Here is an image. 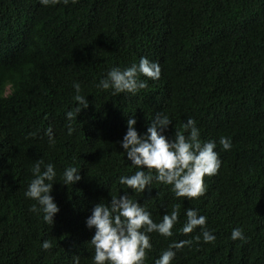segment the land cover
Masks as SVG:
<instances>
[{"label": "trees", "instance_id": "1", "mask_svg": "<svg viewBox=\"0 0 264 264\" xmlns=\"http://www.w3.org/2000/svg\"><path fill=\"white\" fill-rule=\"evenodd\" d=\"M139 22L146 25L145 31ZM75 31L84 35L65 44ZM93 48L121 69L138 63L141 56L158 62L164 72L163 96L156 89L158 81L138 91L154 94L155 100L81 86V94L95 102L94 113L88 119L90 110L84 109L72 121L79 160L63 158L57 143L49 146L45 129L52 128L56 114H65L75 104L72 83L81 84V79L75 60L69 65L68 60ZM86 66L98 83L106 70ZM90 75L87 79L96 78ZM179 75H194L193 89L184 86L189 78L177 81ZM199 94L203 96L196 97ZM156 113L169 116L168 131H184L191 117L203 136L217 142L214 150L221 165L214 176L204 177L203 196L177 198L170 185L162 184L151 195L137 194L118 183L121 174L136 171L118 143L127 117L136 114L149 123ZM0 122V248L6 252L0 264H17L11 258L33 261L25 264H72L74 255L80 264H92L94 249L82 226L85 217L94 203L108 204L121 189L156 222L177 205L178 230L188 208L207 217L206 226L216 240H193L191 246L176 250L172 264H264V145L259 160L253 147L264 140V0H70L54 6L39 0H0ZM68 123L64 116L56 126L67 130ZM94 126L112 131V143L96 137ZM52 130L55 139L62 132ZM221 136L230 138V150H222ZM26 143L36 151L24 158L26 168L42 159L57 172L51 194L60 211L52 225L43 221L42 213L31 211L36 201L20 198L16 182L28 178L29 168L14 166L4 156ZM68 165L81 168V180L74 185L62 184ZM234 227L243 230L246 241L230 239ZM49 232L67 243L44 255L39 242ZM199 234L197 228L171 240ZM149 235L154 245L160 244L157 233ZM15 242L27 253L22 256Z\"/></svg>", "mask_w": 264, "mask_h": 264}, {"label": "clouds", "instance_id": "2", "mask_svg": "<svg viewBox=\"0 0 264 264\" xmlns=\"http://www.w3.org/2000/svg\"><path fill=\"white\" fill-rule=\"evenodd\" d=\"M69 2L70 0H39V3L44 6H54L59 3L66 5ZM76 2L77 0H71L73 4ZM140 25L143 30L146 28L143 22ZM82 35H84L82 32L75 31L65 44L71 40L78 41ZM254 45H256L255 41L253 47ZM104 57L106 56L99 55L93 48L87 53L80 51L67 62L69 65L75 60L74 66L78 68L82 85L73 81L75 104L68 106L70 110L65 114H56L51 120L52 128L49 126L45 129L49 146L57 143L60 147V156L63 158L79 160L81 153L77 142L78 137L73 134L72 121L77 119L84 109L90 110L88 119L94 113L93 103L95 104V102L91 97L81 94V86L105 94H107L105 91H108L113 95L124 93L133 96H147L155 100L153 97H158L154 94L151 96L140 95L141 93L138 91H147L151 83L158 81L156 89L159 97L163 96L164 72L161 73L158 62L141 56L138 63H132L121 69L111 66L112 61ZM87 63L92 64L100 71L106 70L98 83H95L98 81V76L86 66ZM90 74L96 78L87 79L86 76H91ZM141 76L148 78V81L141 79ZM177 78V81L189 78L187 82L185 81L188 85L184 86L193 89L194 75L187 77L179 75ZM199 95L196 97L203 96ZM64 116L69 122L67 130L64 125L56 126V122ZM146 121V117L136 116V114L128 116L126 119V131L118 143L126 160L136 171L130 175L121 174L118 177V183L137 194L151 195L157 186L162 184L170 185V190L177 198L195 199L203 196L207 188L204 177L214 176L221 165L218 152L214 150L217 142L203 136L204 133L199 130L196 121L191 117L184 122V131L177 130V128L168 131L172 121L167 114L156 113L149 123ZM52 129L62 130L60 134H55L58 138L55 139ZM93 131L94 135L103 139L107 145L112 143L115 135L112 131L95 126ZM184 132L187 133L184 134ZM218 142L222 150L227 151L232 147L228 137L221 136ZM261 142V146L253 145L258 160L263 152V138ZM35 152V149L30 148L26 143L25 146L16 145L9 155L4 154V156L14 166L22 169L29 168L25 170L29 171L28 178H18L19 182H16L21 192L20 198L31 204L36 201L31 206V211L42 213L43 221L52 225L55 215L60 211L59 205L51 194L53 185L57 182V172L51 162L42 159L36 160L33 165L31 164L34 160L31 161L26 168L23 163L24 158L33 157ZM80 169L74 165L65 167L61 176L62 184L74 185L80 181ZM184 215L186 220L179 230L176 228L179 221L177 205H173L170 213L166 212L162 219L156 222L152 219L147 208L138 200L130 198L124 189L120 190L118 196L111 195L108 204L94 203L90 214L85 217V226L82 225L83 229L88 231L89 237L86 242L91 250L94 249L91 258L92 264H172L176 250L186 245L191 246L193 240L199 242L202 239L204 243H212L216 240V236L206 226V216L200 215L195 208L186 209ZM197 228L200 230L199 235L180 241L171 240L172 236L179 238L181 233L187 235L193 233ZM153 232L160 237L159 245H154L152 242L154 239L149 234ZM230 239L246 241L247 237L241 228L234 227L230 233ZM15 243L22 256L27 253V249L20 247L17 242ZM66 243L67 241L60 240L49 232L42 235L39 245L41 252L44 255H49L54 248L63 247ZM166 244H169L168 247L163 249ZM76 247L77 245L73 244V248ZM3 250L0 248V260L6 258L4 256L6 252ZM11 260L17 264H25L28 260L33 263L31 259L22 258L17 261V258H11ZM72 264H80L79 256H73Z\"/></svg>", "mask_w": 264, "mask_h": 264}]
</instances>
